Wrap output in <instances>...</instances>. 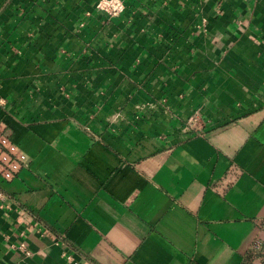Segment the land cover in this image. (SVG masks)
I'll return each instance as SVG.
<instances>
[{
    "label": "crops",
    "instance_id": "obj_1",
    "mask_svg": "<svg viewBox=\"0 0 264 264\" xmlns=\"http://www.w3.org/2000/svg\"><path fill=\"white\" fill-rule=\"evenodd\" d=\"M120 1L0 0V123L28 156L0 179V264H245L264 0ZM194 110L202 136L181 131Z\"/></svg>",
    "mask_w": 264,
    "mask_h": 264
},
{
    "label": "built area",
    "instance_id": "obj_2",
    "mask_svg": "<svg viewBox=\"0 0 264 264\" xmlns=\"http://www.w3.org/2000/svg\"><path fill=\"white\" fill-rule=\"evenodd\" d=\"M96 8L104 11L109 16H114L123 9V3L120 0H98ZM204 120L199 110H194L184 124L181 131L193 136H202L204 133ZM28 156L15 144L5 131V125L0 123V179L4 182L13 180L20 170L27 165ZM7 196L0 187V209L5 207ZM55 244L65 245L62 239H58ZM19 248L24 255L28 256L30 251L27 250L26 244L21 242ZM71 264H79L72 254L63 253ZM245 264H264V246L260 240L255 239L251 243L249 255Z\"/></svg>",
    "mask_w": 264,
    "mask_h": 264
}]
</instances>
